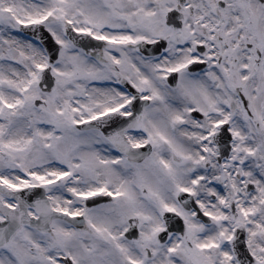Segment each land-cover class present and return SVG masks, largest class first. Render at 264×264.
Wrapping results in <instances>:
<instances>
[{
  "label": "snow or ice",
  "instance_id": "snow-or-ice-1",
  "mask_svg": "<svg viewBox=\"0 0 264 264\" xmlns=\"http://www.w3.org/2000/svg\"><path fill=\"white\" fill-rule=\"evenodd\" d=\"M0 264H264V0H0Z\"/></svg>",
  "mask_w": 264,
  "mask_h": 264
}]
</instances>
